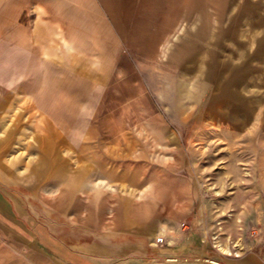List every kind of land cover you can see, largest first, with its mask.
Listing matches in <instances>:
<instances>
[{"label":"rangeland","instance_id":"374dc122","mask_svg":"<svg viewBox=\"0 0 264 264\" xmlns=\"http://www.w3.org/2000/svg\"><path fill=\"white\" fill-rule=\"evenodd\" d=\"M3 200L100 264H264V0H0Z\"/></svg>","mask_w":264,"mask_h":264},{"label":"crops","instance_id":"0c3cea01","mask_svg":"<svg viewBox=\"0 0 264 264\" xmlns=\"http://www.w3.org/2000/svg\"><path fill=\"white\" fill-rule=\"evenodd\" d=\"M63 46L64 50L67 51L69 43L66 38H64ZM10 76L11 73L7 70L4 73V82L9 81L12 78ZM63 82L65 93L68 86L67 79ZM2 85L4 86L3 83ZM13 86L14 88L12 89L16 91H30L25 86V83L21 82V76L17 77ZM59 89H62V86L56 88L55 91ZM35 90V87L32 88L33 93ZM33 97L35 99L36 96L34 95ZM50 115L52 116L53 113ZM61 129L66 138L74 142L76 146H78L77 142H79L81 149L85 150L86 142L84 137L86 136V128L83 123L75 127V129H69L66 123L62 125ZM93 147L98 148L97 145H93ZM114 168L112 169L115 170ZM122 174L126 176V174ZM3 202L0 201V264H57L56 254H59L60 259L65 264H100L82 254L73 253L72 251L68 252L65 249L59 251L58 243L52 240L48 233L45 234L39 225L35 224L34 221L32 222V219L26 214L25 208L19 202L14 205L5 200ZM39 242H42L55 253L50 254L40 251ZM252 260L255 261L254 259ZM256 264L258 263L256 262Z\"/></svg>","mask_w":264,"mask_h":264},{"label":"bare ground","instance_id":"6f19581e","mask_svg":"<svg viewBox=\"0 0 264 264\" xmlns=\"http://www.w3.org/2000/svg\"><path fill=\"white\" fill-rule=\"evenodd\" d=\"M219 249H222V248H219ZM223 249H226V248H223Z\"/></svg>","mask_w":264,"mask_h":264},{"label":"built area","instance_id":"2783aa9c","mask_svg":"<svg viewBox=\"0 0 264 264\" xmlns=\"http://www.w3.org/2000/svg\"><path fill=\"white\" fill-rule=\"evenodd\" d=\"M160 241H161V239H160Z\"/></svg>","mask_w":264,"mask_h":264}]
</instances>
